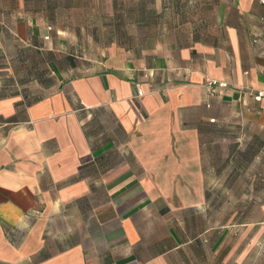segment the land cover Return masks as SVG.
<instances>
[{
	"label": "crops",
	"instance_id": "0c3cea01",
	"mask_svg": "<svg viewBox=\"0 0 264 264\" xmlns=\"http://www.w3.org/2000/svg\"><path fill=\"white\" fill-rule=\"evenodd\" d=\"M247 133L264 1L0 0V264H264Z\"/></svg>",
	"mask_w": 264,
	"mask_h": 264
},
{
	"label": "rangeland",
	"instance_id": "374dc122",
	"mask_svg": "<svg viewBox=\"0 0 264 264\" xmlns=\"http://www.w3.org/2000/svg\"><path fill=\"white\" fill-rule=\"evenodd\" d=\"M220 136H216V135H210L209 139L210 141H218V142H226V143H236V142H243V143H251L255 146L258 147L257 153H258V163H257V171H258V176L260 175L261 177H263L264 175V147H262L261 149H259L260 144L264 141V136L261 135H256V136H252V135H226L225 136V140L222 141L219 139ZM260 185H263V183H259ZM230 202V201H228Z\"/></svg>",
	"mask_w": 264,
	"mask_h": 264
},
{
	"label": "built area",
	"instance_id": "2783aa9c",
	"mask_svg": "<svg viewBox=\"0 0 264 264\" xmlns=\"http://www.w3.org/2000/svg\"><path fill=\"white\" fill-rule=\"evenodd\" d=\"M261 1L263 2L264 0H261ZM211 83H212V85L217 84V83L219 85H221V86H225L226 85V83H224V82H216V80H212ZM262 94H263L262 91H258L257 94H256V97L259 98Z\"/></svg>",
	"mask_w": 264,
	"mask_h": 264
}]
</instances>
